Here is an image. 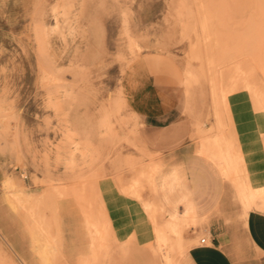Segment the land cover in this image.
<instances>
[{"label":"rangeland","instance_id":"rangeland-1","mask_svg":"<svg viewBox=\"0 0 264 264\" xmlns=\"http://www.w3.org/2000/svg\"><path fill=\"white\" fill-rule=\"evenodd\" d=\"M255 2L0 0V264H26L10 243V219L15 226L26 223L28 231L35 226L38 237L46 228L40 210L48 196L81 198L106 177L130 178V189L141 187L154 195L162 177L166 189L169 175L158 157L135 143L139 124L124 88L130 69L142 59L153 61L147 64L150 71L172 75L178 98L185 97L196 118V153L237 194L240 189L242 219L251 209L264 212V187L254 196L247 190V204L240 197L247 172L236 152L239 132L256 119L264 124V3L259 7ZM145 207L154 213L152 205ZM168 220L154 229L144 259L148 264H189L190 243L183 234L199 222L188 214L181 232L162 234ZM244 257L239 251L238 261Z\"/></svg>","mask_w":264,"mask_h":264},{"label":"crops","instance_id":"crops-1","mask_svg":"<svg viewBox=\"0 0 264 264\" xmlns=\"http://www.w3.org/2000/svg\"><path fill=\"white\" fill-rule=\"evenodd\" d=\"M152 62L137 61L124 88L130 91L139 124L135 143L158 157L169 175L166 189L162 177L157 195L141 187L130 189V178L106 177L81 198L48 196L40 210L46 228L38 237L35 226L28 231L26 223L19 227L10 219V243L26 264H148L144 246L170 213L198 218V226L184 233L191 245L186 251L189 264H264V212L251 209L242 219L244 205L234 185L196 153V118L185 97L178 98L168 71H150ZM259 121L239 132L236 147L252 188L264 187V145L259 142L264 124ZM201 234L206 243L191 244ZM239 251L245 255L241 262Z\"/></svg>","mask_w":264,"mask_h":264},{"label":"bare ground","instance_id":"bare-ground-1","mask_svg":"<svg viewBox=\"0 0 264 264\" xmlns=\"http://www.w3.org/2000/svg\"><path fill=\"white\" fill-rule=\"evenodd\" d=\"M261 2L264 3V0H256L255 3H256V5L258 4V6H259V4H260ZM259 7H260V6H259ZM258 9H259V8H258ZM249 12H251V10H250ZM257 13H258V12H257ZM248 15H249V14H248ZM261 15H262V14H261ZM261 15H260V16H261ZM250 16H251V15H250ZM259 18H260V17H259ZM244 19H246V18H244ZM250 19H253V18L250 17ZM261 20H262V19H261ZM240 21H241V20H240ZM251 21H252V20H251ZM248 23H249V22H248ZM251 23H252V22H251ZM239 24H241V23H239ZM239 26H240V25H239ZM257 26H258V24H257ZM257 26H256V28H257V30H258V27H257ZM242 27H243V26H242ZM247 27H248V25H247ZM247 27H246V28H247ZM261 27H263V26H261ZM244 28H245V26H244ZM256 28H254V29L256 30ZM263 29H264V27H263ZM245 30H246V29H245ZM245 30H244V31H245ZM240 31H241V30H240ZM259 32H260V31L258 30L257 33H259ZM261 32H262V30H261ZM240 33H241V32H240ZM245 33H246V32H245ZM263 33H264V32H263ZM242 34H243V32H242ZM239 35H240V34H239ZM257 35H258V34H257ZM259 35H262V34L260 33ZM259 35H258V36H259ZM241 36H243V35H241ZM258 36H257V38H258ZM252 37H253V36H251V38H252ZM261 37H264V36H261ZM259 38H260V36H259ZM259 38H258V39H259ZM235 39H236V38H235ZM244 39H247V38H244ZM237 40H238V39H237ZM239 40H240V42L242 41L241 39H239ZM261 40H262V38H261ZM227 41H228V40H227ZM248 41H249V40H247V42H248ZM256 41H258V40H256ZM233 42H234V39H233ZM247 42H246V44H247V46H248V43H249L250 41H249L248 43H247ZM235 43H236V41H235ZM259 43H260V42H259ZM249 44H252V43L250 42ZM260 44H261V43H260ZM232 45H234V44H232ZM232 45H231V46H232ZM240 45H241V44L238 43V46H240ZM244 45H245V44H244ZM262 45H263V44H262ZM224 46H225V44H224ZM229 46H230V45H229ZM255 46H256V45H255ZM227 47H228V46H227ZM256 47H257V46H256ZM222 48H223V47H221V49H222ZM235 48H236V47H235ZM241 48H242V47H241ZM253 48H254V47H253ZM232 49H233V48H232ZM241 50H243V49H240V51H241ZM248 50H249V48H248ZM229 51H230V50H229ZM243 51H244V50H243ZM243 51H242V52H243ZM242 52H241V53H242ZM263 52H264V51H263ZM229 53H230V52H229ZM243 53H244V52H243ZM252 53H253V52H252ZM209 54H210V53H209ZM209 54H208V55H209ZM211 54L213 55V53H211ZM246 54H247V53H246ZM254 54H255V52H254ZM136 55L138 56V54H136ZM229 55H231V54H229ZM229 55H228V56H229ZM236 55H237V54H236ZM248 56H250V55H248ZM260 56H261V55H260ZM263 56H264V55H263ZM138 57H139V56H138ZM138 57H137V59H138ZM232 57H233V56H232ZM238 57H239V55H238ZM240 57H241V56H240ZM240 57H239V58H240ZM244 57H245V56H244ZM255 57H256V56H255ZM203 58H204V57H203ZM236 58H237V57H236ZM256 58H257V57H256ZM260 58H261V57H260ZM260 58H259V59H260ZM263 58H264V57H263ZM213 59H214V58H213ZM230 59H231V58H230ZM234 59H235V57H234ZM237 59H238V58H237ZM214 60H215V59H214ZM242 60H243V59H242ZM130 61H131V60H130ZM234 61H235V60H234ZM240 61H241V60H240ZM243 61H244V60H243ZM245 61H246V59H245ZM247 61H248V60H247ZM257 61H258V60H257ZM262 61H263V60H262ZM251 62H252V61H251ZM263 62H264V61H263ZM217 63H218V62H217ZM217 63H216V64H217ZM233 63H234V62H233ZM245 63H246V62H245ZM259 63H260V62H259ZM207 64H208V63H207ZM211 64H212V63H211ZM236 64H237V63H236ZM240 64H244V63L241 62ZM260 64H261V63H260ZM208 65H209V64H208ZM226 66H227V65H226ZM229 66H230V64H229ZM231 66H232V65H231ZM244 66H245V65H244ZM256 66H257V65H256ZM236 67H237V66H236ZM242 67H243V65H242ZM250 67H251V63H250ZM211 68H212V66H211ZM228 68H229V67H228ZM234 68H235V66H234ZM234 68H233V69H234ZM251 68H253V65H252ZM254 68L256 69V67H254ZM254 68H253V69H254ZM249 69H250V68H249ZM228 70H232V69H228ZM235 70H237V72H238V68H237V69L235 68ZM241 70H242V72H243L244 68L241 69ZM233 71H234V70H233ZM233 71H232V72H233ZM250 71H252V73H253V70H252V69H250ZM250 71H248V72H246V73H248V75H249V74L251 73ZM257 71H258V70H257ZM193 72H194V71H193ZM230 72H231V71H230ZM246 73H245V74H246ZM190 74H191V72H190ZM193 74H194V73H193ZM197 74H198V73H197ZM197 74H196V75H197ZM191 75H192V74H191ZM233 75H234V74H233ZM235 75H236V74H235ZM241 75H242V74H241ZM183 76H184V75H183ZM181 77H182V76H181ZM187 77H188V76H187ZM189 77H190V76H189ZM237 77H238V76H237ZM245 77H246V76H245ZM183 78H184V77H183ZM193 78H194V76H193ZM196 78H197V77H196ZM234 78H235V76H234ZM181 79H182V78H181ZM191 79H192V78H191ZM191 79H189V80H191ZM242 79H244V76H243ZM242 79H241V80H242ZM247 79H248V77H247ZM192 80H193V79H192ZM197 80H199V79H196V81H197ZM229 80H230V78H229ZM229 80H228V81H229ZM236 80H237V79H236ZM244 80L247 81L246 79H244ZM244 80H243V81H244ZM184 81H185V80H184ZM245 81H244V82H245ZM190 82H191V81H190ZM233 82H235V79H234ZM241 82H242V81H241ZM244 82H242V85H243V86H245V85L243 84ZM196 83H197V82H196ZM228 83H229V82H228ZM231 83H232V81H231ZM236 83H238V81H236ZM236 83H234V84H236ZM239 83H240V79H239ZM229 85H231V84H229ZM236 85H237V86H238V85L241 86V84H236ZM252 85L254 86L255 84H252ZM259 85H260V84H259ZM231 86H232V85H231ZM243 86H242V87H243ZM235 87H236V86H235ZM256 87H258V86H256ZM187 88H188V87H187ZM228 88H229L228 91H229V90L231 91L230 87H228ZM245 88H247V86H246ZM250 88H251V86H250ZM189 89H190V87H189ZM245 90H246V89H245ZM250 90H251V89H250ZM252 90H254V89H252ZM131 91H132V90H131ZM230 91H229V92H230ZM226 92H227V90H226ZM226 92H225V93H226ZM252 92H253V91H250L251 94H252ZM257 92L260 93L259 91H257ZM223 94H224V93H223ZM226 95H227V94H226ZM226 95H224V96H226ZM258 96H259V95H258ZM222 97H223V96H222ZM226 97H227V96H226ZM131 98H132V97H131ZM255 98H256V97H255ZM256 99H257V98H256ZM261 99H262V98H261ZM257 101H258V99H257ZM132 115H133V113H132ZM219 138H220V137H219ZM229 139H230V138H229ZM218 141H219V140H218ZM218 143H219V142H218ZM221 145H222V144H221ZM239 146H240V145H239ZM217 147H218V145H217ZM218 148H219V147H218ZM221 148H223V147H221ZM229 148H230V147H229ZM240 148H241V147H240ZM223 149H224V148H223ZM213 150H214V149H213ZM198 151H199V150H198ZM240 151H241V150H240ZM220 152H221V151H220ZM234 153H235V152H234ZM224 154H225V152H224ZM222 155H223V154H222ZM226 157H227V156H226ZM233 158H234V157H233ZM238 159H240V157H238ZM214 161H215V159H214ZM216 162H218V161H216ZM222 162H223V161H222ZM224 162H225V161H224ZM234 163H235V162H234ZM240 163H241V162H240ZM220 164H222V163H220ZM235 164H236V163H235ZM217 166H218V165H217ZM219 166H221V165H219ZM236 166H237V164H236ZM239 166H240V165H239ZM244 166H245V165H244ZM235 168H236V167H235ZM235 168H234V169H233V168H232V169L230 168L231 171H232V173H233V170H235ZM238 168L240 169V167L237 166L236 170H237ZM241 168H242V167H241ZM158 169H159V168H158ZM226 170H227V169H226ZM236 170H235V172L237 173ZM244 170H245V169H244ZM241 171H242V169H241ZM223 172H224V171H223ZM232 173H231V175H232ZM242 173H243V171H242ZM223 174H224V173H223ZM240 174H241V173H240ZM224 175L226 176V174H224ZM233 175H234V174H233ZM235 175H236V174H235ZM235 175H234V176H235ZM237 175H238V174H237ZM243 175H244V174H243ZM246 175H247V174H246ZM244 177H245V176H244ZM226 178H227V176H226ZM238 178H239V176H238ZM241 178H242V177H241ZM229 179H230V178H229ZM155 180H156V179H155ZM240 180H241V179H240ZM242 182H243V181H242ZM154 183H155V182H154ZM242 185H243V184H242ZM6 186H7V185H6ZM8 186L10 187V184H9ZM16 188H17V186H16ZM16 188H15V189H16ZM18 188H20V186H19ZM155 188H156V186H155ZM238 188H239V186H238ZM247 190H250L251 195L253 194V196H254V190L256 191V190H258V188H252V187H250L249 185H247V187H246V188L244 189V191L242 192V196H240V197H242V198L244 199L245 204L248 203V202H247V194H246V191H247ZM16 191H17V190H16ZM16 191H15V192H16ZM20 191H22V188H21ZM22 192H23V191H22ZM19 193H20V192H19ZM239 193H240V189H239ZM239 193H238V194H239ZM256 194H257V193L255 192V195H256ZM179 216H180V215H179ZM179 216H177V215H175V214H173V213H170V216H169V217H170V220H168V222H167V224H166L165 226L163 225V227H164L165 229L162 230V231H163L162 234H164V232L167 231V230H169V229H171V232H172V230H173V231H174V230L176 231L177 229H180V228H179L180 224L183 223L187 218H183L182 216H180V217H179ZM185 216H186V215H185ZM189 219H190V218H189ZM197 219H198V218H197ZM192 220H193V219H192ZM185 222H186V221H185ZM187 223H188V222H187ZM183 224H185V223H183ZM185 225H188V224H185ZM181 226H182V225H181ZM186 228H187V227H186ZM177 231H178V230H177ZM181 231H182V230L180 229V232H181ZM171 232H170V233H171ZM175 233H176V232H174V234H175ZM172 234H173V233H172ZM174 234H173V235H174ZM183 235H184V234H183ZM174 236H175V235H174ZM175 237H176V236H175ZM182 237H183V236H182ZM176 238H177V237H176ZM176 238H175V239H176ZM159 239H160V238H159ZM183 240H184V239H183ZM161 241H162V240H161ZM161 241H159V242H161ZM177 241H178V240H177ZM186 241H187V240H186ZM157 242H158V241H157ZM162 242L164 243V241H162ZM162 242H161V243H162ZM183 243L186 244L185 242H183ZM187 243H188V242H187ZM159 245H160V244H159ZM181 246H183V244L181 245V243H180V246H179V247H181ZM190 246H191V245H190ZM162 247H163V246H162ZM183 247H184V246H183ZM160 249H161V248H160ZM180 249H181V248H180ZM186 249H187V248H186ZM181 250H182V249H181ZM183 251H185V249H184ZM183 253H184V252H183Z\"/></svg>","mask_w":264,"mask_h":264},{"label":"built area","instance_id":"built-area-1","mask_svg":"<svg viewBox=\"0 0 264 264\" xmlns=\"http://www.w3.org/2000/svg\"><path fill=\"white\" fill-rule=\"evenodd\" d=\"M23 176H24V175H23ZM23 178L26 179L27 176H24ZM200 243H201V244H205V243H206V238H202V239H200Z\"/></svg>","mask_w":264,"mask_h":264}]
</instances>
